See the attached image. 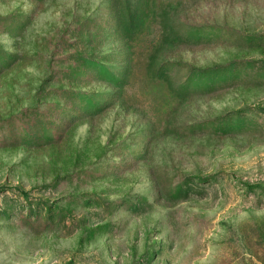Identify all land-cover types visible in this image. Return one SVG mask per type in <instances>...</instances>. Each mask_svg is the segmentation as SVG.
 <instances>
[{
    "label": "rangeland",
    "instance_id": "obj_1",
    "mask_svg": "<svg viewBox=\"0 0 264 264\" xmlns=\"http://www.w3.org/2000/svg\"><path fill=\"white\" fill-rule=\"evenodd\" d=\"M0 264H264V0H0Z\"/></svg>",
    "mask_w": 264,
    "mask_h": 264
}]
</instances>
